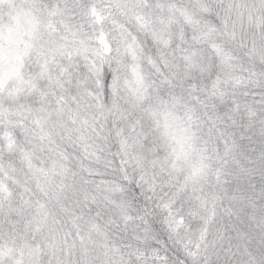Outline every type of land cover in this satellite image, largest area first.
Returning <instances> with one entry per match:
<instances>
[{
    "label": "snow or ice",
    "instance_id": "snow-or-ice-1",
    "mask_svg": "<svg viewBox=\"0 0 264 264\" xmlns=\"http://www.w3.org/2000/svg\"><path fill=\"white\" fill-rule=\"evenodd\" d=\"M0 264H264V0H0Z\"/></svg>",
    "mask_w": 264,
    "mask_h": 264
}]
</instances>
